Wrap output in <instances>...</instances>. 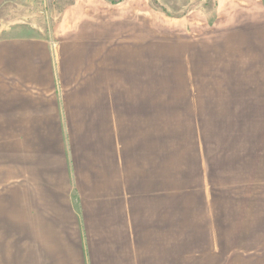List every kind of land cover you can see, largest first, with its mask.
I'll return each instance as SVG.
<instances>
[{"label":"crops","instance_id":"0c3cea01","mask_svg":"<svg viewBox=\"0 0 264 264\" xmlns=\"http://www.w3.org/2000/svg\"><path fill=\"white\" fill-rule=\"evenodd\" d=\"M160 9L70 0L55 30L73 36L0 38V264H264V232L158 233L156 170L136 162L157 160L145 143L158 110L141 97L158 45L110 35L146 34L170 17Z\"/></svg>","mask_w":264,"mask_h":264},{"label":"rangeland","instance_id":"374dc122","mask_svg":"<svg viewBox=\"0 0 264 264\" xmlns=\"http://www.w3.org/2000/svg\"><path fill=\"white\" fill-rule=\"evenodd\" d=\"M69 1L2 3L0 38L11 29L60 43L73 36L55 30ZM150 4L168 12L166 22L148 15L146 34L130 29L110 36L125 44L145 38L148 47L158 45L147 49L158 53V63L148 60L151 80L146 99L141 97L158 110V129L146 131L145 143L146 155L156 153L157 160L141 155L136 161L143 172L156 170L158 233L264 232V0ZM170 57L177 59L172 66ZM117 81L123 93L126 83ZM120 136L116 131L115 148L122 155L130 147Z\"/></svg>","mask_w":264,"mask_h":264}]
</instances>
